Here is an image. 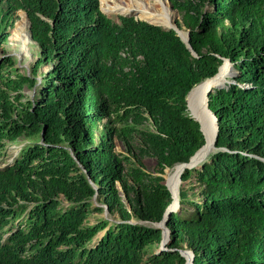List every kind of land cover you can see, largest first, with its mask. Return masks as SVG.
<instances>
[{"label":"trees","instance_id":"obj_1","mask_svg":"<svg viewBox=\"0 0 264 264\" xmlns=\"http://www.w3.org/2000/svg\"><path fill=\"white\" fill-rule=\"evenodd\" d=\"M169 2L196 56L173 30L108 18L99 0H0V43L21 10L40 50L31 75L0 59V159L25 142L0 166V264H185L184 245L193 264H264V0ZM223 58L232 78L208 94L217 150L182 173L197 199L179 191L193 211L169 215L161 248V231L139 222L162 220L163 170L203 145L186 96ZM105 208L113 219L86 224Z\"/></svg>","mask_w":264,"mask_h":264},{"label":"bare ground","instance_id":"obj_2","mask_svg":"<svg viewBox=\"0 0 264 264\" xmlns=\"http://www.w3.org/2000/svg\"><path fill=\"white\" fill-rule=\"evenodd\" d=\"M100 7L107 16L117 19L119 16L131 15L134 13L133 10H138L139 15L137 17L163 27H175L179 30L183 39L187 38L186 32L176 24V14L170 8L168 0H100ZM10 40L19 43L21 57H30L33 50V41L29 33V23L25 16L22 20L17 21ZM232 74L231 66L225 62L219 68L216 76L208 80L199 91L195 89L188 96V107L191 114L201 122L202 130L208 140H211L214 136L215 123L206 110L205 94L208 89L225 83L230 76L232 77ZM181 170V166H175L166 178L169 189L173 193L172 208H176L179 203L180 184H178V175ZM187 264H190L189 259Z\"/></svg>","mask_w":264,"mask_h":264},{"label":"rangeland","instance_id":"obj_3","mask_svg":"<svg viewBox=\"0 0 264 264\" xmlns=\"http://www.w3.org/2000/svg\"><path fill=\"white\" fill-rule=\"evenodd\" d=\"M99 6H100V0H99ZM172 11H174L176 14V18H175L176 24L179 26V28H182L185 32H187V29L182 25V22L180 20V16H179L178 12L174 9H172ZM24 16L27 19L25 12L18 10L13 14V16L10 19H8L7 23L4 25L5 31L7 32V39L5 41H3L2 43H0V59L6 58V57L11 58V60L14 63V68L17 69L19 73L31 75L34 68H36V65H37V59H38L39 52H40L38 45L32 40L33 41V46H32L33 50L31 52L30 57L29 56L28 57L27 56L21 57L19 43H14L12 40H10L17 21L22 20ZM111 18L114 21H118L117 18H114V17H111ZM136 19L140 20L139 17H137ZM29 33H30V30H29ZM223 64H224V62L221 63L220 67ZM48 69H49L48 65L39 66L37 73H36V78H41V76ZM231 78L232 77L230 76V78H228V79L230 80ZM33 91H34L33 88L28 87V86H24L23 94H24L25 98L26 99H32ZM188 113L189 114L191 113L190 109H188ZM104 124H105V121L100 123L97 135H99L100 132L103 130ZM146 127L151 128V124L146 123ZM24 143L25 142L22 139H19L14 143H7L5 146L4 155L0 159V166H3L4 164L10 162L13 159V157L17 154V152L21 148V146L24 145ZM113 143L115 145V150L118 153H125L126 152V147H125L126 145H125L123 140H121L117 137H114ZM139 163L145 171L151 172V173L156 172L155 160L153 158L144 157L140 160ZM174 167L175 166L170 167V168H165L163 170V173L161 174V176L163 178V182L167 185H168V183L166 181V178H167L168 174L173 170ZM117 187L121 191V195H122L123 199L125 200V197H124V194L122 193L120 185L117 184ZM181 189L187 190V194H188L189 199H194V200L197 199L199 185L197 184L194 177H192L190 180H188L186 182L181 181L180 186H179V191ZM95 204H97L96 201H95ZM178 205H179V207H178L179 213L189 214L193 211V208L191 205L183 207L180 204V198H179ZM102 218L113 219L112 216H110L108 213H105L104 211L94 212L88 216V218L86 220V224H88V225L93 224ZM182 250H184L185 252L189 251L187 249L186 245H184Z\"/></svg>","mask_w":264,"mask_h":264},{"label":"water","instance_id":"obj_4","mask_svg":"<svg viewBox=\"0 0 264 264\" xmlns=\"http://www.w3.org/2000/svg\"><path fill=\"white\" fill-rule=\"evenodd\" d=\"M169 1V0H168ZM170 3V2H169ZM170 8L173 9L172 5L170 4ZM99 9L100 11L105 14L100 6H99ZM133 14H129V15H122L123 17H134L135 19L137 18V16L139 15V11L138 10H133ZM106 15V14H105ZM107 16V15H106ZM154 16V15H153ZM27 17V15H26ZM108 18H111L109 16H107ZM28 20V19H27ZM137 20V19H136ZM141 21H145V22H148L147 20L145 19H141ZM29 23V21H28ZM150 24H153V25H157V26H161L159 24H156V23H152V22H148ZM162 28L164 29H167V30H173L176 35L179 37V39L184 43V45L191 51L192 55L196 56L195 53L193 52L191 46H190V43H189V39H190V31L187 30L186 32V35H187V38L186 39H183L181 34L179 33V30L175 27H163L161 26ZM29 28H30V25H29ZM31 35V34H30ZM222 62H227L231 68H232V64L230 63V61L228 59H225L223 58L222 59ZM220 68V66H219ZM219 68H218V71H219ZM217 71V73H218ZM217 73L214 75L216 76ZM213 76V77H214ZM213 77L211 78H208V79H205L204 81L200 82L199 84L195 85L190 91L189 93L187 94L186 96V103H187V109H189L188 107V96L190 95V93H192L193 90L195 89H198V91L201 89V87L210 79H212ZM40 79L41 78H37L38 82H40ZM229 80L225 81V83L223 84H226L228 83ZM222 84V85H223ZM217 87V86H216ZM213 88H210L207 90L206 94H205V99H206V110L207 112L212 116V119L214 120V123H215V132H214V136L211 140H208L202 130V124L201 122L196 119L191 113L189 114L195 121L198 122L199 126H200V131L202 132V135H203V138H204V143L203 145L189 158L188 162H184V163H179V164H176L175 166H181L182 170L181 172L179 173L178 175V184L181 183V175L182 173L186 170V169H193V168H196L198 167L201 163H203L210 154L214 153L217 148H216V142H217V135H218V119L216 118V116L214 115V113L208 108V94L209 92L212 90ZM164 185L166 186L167 190L170 192V195H171V198H172V202L168 205V207L166 208L165 212H164V215H163V218L160 222H155V223H148V222H145V221H140L139 223L140 224H143V225H148V226H151L155 229H159L161 231V242H160V247H164L165 245H167L169 243V236H170V231L169 229L167 228V218L169 217V215L175 211L178 210V207L179 205H177L176 208H172V203H173V193L172 191L169 189V186L167 184L164 183ZM179 194V192H178ZM105 213H108L107 209L105 208L104 210ZM179 253L181 256H183L185 258V264H187V260L189 259L190 260V264H193V253L192 251H188V252H185L184 250H179Z\"/></svg>","mask_w":264,"mask_h":264}]
</instances>
